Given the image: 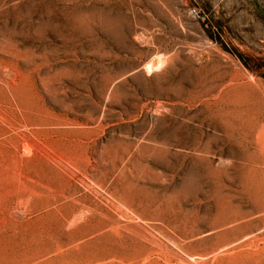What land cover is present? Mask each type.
Instances as JSON below:
<instances>
[{
	"label": "rangeland",
	"instance_id": "rangeland-1",
	"mask_svg": "<svg viewBox=\"0 0 264 264\" xmlns=\"http://www.w3.org/2000/svg\"><path fill=\"white\" fill-rule=\"evenodd\" d=\"M0 264H264V0H0Z\"/></svg>",
	"mask_w": 264,
	"mask_h": 264
}]
</instances>
